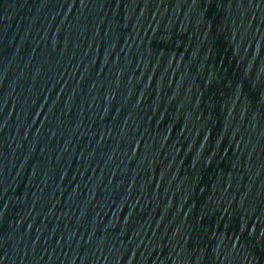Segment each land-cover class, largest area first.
<instances>
[{"label":"water","instance_id":"1","mask_svg":"<svg viewBox=\"0 0 264 264\" xmlns=\"http://www.w3.org/2000/svg\"><path fill=\"white\" fill-rule=\"evenodd\" d=\"M0 264H264V0H0Z\"/></svg>","mask_w":264,"mask_h":264}]
</instances>
